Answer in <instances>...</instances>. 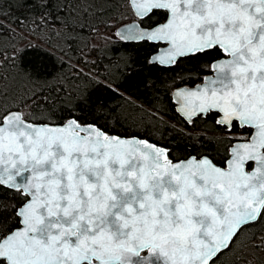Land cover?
<instances>
[{"label": "snow or ice", "instance_id": "6c2138e0", "mask_svg": "<svg viewBox=\"0 0 264 264\" xmlns=\"http://www.w3.org/2000/svg\"><path fill=\"white\" fill-rule=\"evenodd\" d=\"M7 2L12 23L61 43L0 49V69L33 86L9 97L0 83V264H216L225 253L264 264V0H124L132 20L103 39L147 46L146 63L166 71L204 61L201 82L181 77L169 99L186 125L210 121L219 135L175 144L110 134L108 84L66 99L47 87L69 52L79 62L99 51L79 46L86 33L101 38L88 23L95 0Z\"/></svg>", "mask_w": 264, "mask_h": 264}, {"label": "trees", "instance_id": "16d2710c", "mask_svg": "<svg viewBox=\"0 0 264 264\" xmlns=\"http://www.w3.org/2000/svg\"><path fill=\"white\" fill-rule=\"evenodd\" d=\"M2 7L6 13H11V15L7 18L0 17V23L6 26L5 29L0 30L4 32V35L0 36V49L7 48L10 39H14L17 46L30 43L39 45L47 51H52V49L48 47L45 40L50 38L53 45L61 43L55 36L48 37L42 33H32L29 28H21L12 23L14 17L19 13H17L14 5H10L7 0ZM91 11L95 12L96 15L89 16L88 23L100 28V33L133 18L124 0H95ZM105 21L111 27L105 28ZM29 27L34 28L35 26L29 24ZM7 28L15 29L16 35L13 36L11 32L7 31ZM85 37L88 46L84 47L83 41L79 45L83 48V51L88 53L93 46L98 48L99 51L87 55L84 59H79V62V52H69L65 55L63 57V67L57 65L54 74L56 78H49L50 83L47 87L54 90L53 96L60 93L61 98L66 99L72 92L93 88L97 82H101L116 90V94L108 91L100 93L105 98L108 108L114 109V112L109 114L107 123L109 130L115 128L116 131H110V133L139 132L143 138L148 139L151 137L150 141L152 142L166 140L169 144L180 142L181 137L184 136L195 138L199 135H219L208 131L210 121L203 123L197 121L194 127L186 125L181 116L175 111V104L169 99L174 81L177 86L182 85L179 84L181 77L184 78V83L188 85L200 81L195 79L196 72L194 69L203 64V60L181 61L180 67L166 71L163 67H152L146 63L147 58L153 53L147 46L125 48L121 47L115 39L112 40V43H109L102 37L97 38L95 35L86 33ZM54 55L59 56L60 53L56 52ZM117 65L119 71L116 70ZM133 71L138 72L139 75L131 81L126 80L129 73ZM0 72L7 77L6 80L0 83L9 92V97L21 95L33 87L18 76L7 64L4 65L3 69H0ZM199 74L203 76L208 73L201 72ZM189 76H192L193 84L188 83ZM116 116L120 118V125L115 123L114 118ZM36 118L41 119L40 113L36 114ZM227 146L226 141L216 146L218 160L226 156L225 149ZM176 155H180V153L174 151L172 158ZM8 202L11 203V201ZM247 258L252 259L251 256ZM216 264H234L233 254L225 253ZM241 264H243V261Z\"/></svg>", "mask_w": 264, "mask_h": 264}, {"label": "rangeland", "instance_id": "374dc122", "mask_svg": "<svg viewBox=\"0 0 264 264\" xmlns=\"http://www.w3.org/2000/svg\"><path fill=\"white\" fill-rule=\"evenodd\" d=\"M128 22V21H127ZM117 26H115V27H113L112 29H109V30H106V31H104V32H102L101 33V37L103 38V37H105V36H112V34L115 32V28H116ZM113 39H115L114 37H113ZM105 40V39H104Z\"/></svg>", "mask_w": 264, "mask_h": 264}, {"label": "water", "instance_id": "95a60500", "mask_svg": "<svg viewBox=\"0 0 264 264\" xmlns=\"http://www.w3.org/2000/svg\"><path fill=\"white\" fill-rule=\"evenodd\" d=\"M131 21V20H130ZM130 21H128V22H130ZM124 23H127V22H124ZM123 24V23H122ZM122 24H120V25H118L117 27H119V26H121ZM116 27V28H117ZM116 28H115V31H116ZM154 53H152L151 55H153ZM209 74V73H208ZM207 75V74H206ZM201 81H199V82H197V83H200ZM181 87L182 86H184V85H180ZM188 86H194V84L193 85H188ZM173 91V90H172ZM172 93V92H171ZM174 103V102H173ZM175 107H176V105H175ZM180 116V115H179ZM110 134H113V135H117V134H115V133H110ZM141 139H146V138H143V137H140ZM150 142H152V141H150ZM152 143H155V142H152Z\"/></svg>", "mask_w": 264, "mask_h": 264}]
</instances>
